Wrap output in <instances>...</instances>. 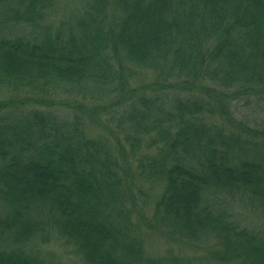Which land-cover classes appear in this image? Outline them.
Here are the masks:
<instances>
[{"label": "trees", "instance_id": "1", "mask_svg": "<svg viewBox=\"0 0 264 264\" xmlns=\"http://www.w3.org/2000/svg\"><path fill=\"white\" fill-rule=\"evenodd\" d=\"M56 1L0 0V264H47L44 225L85 264H160L142 227L264 264V238L225 213L238 192L264 204V129L228 109L264 100V0H88L53 29Z\"/></svg>", "mask_w": 264, "mask_h": 264}, {"label": "rangeland", "instance_id": "2", "mask_svg": "<svg viewBox=\"0 0 264 264\" xmlns=\"http://www.w3.org/2000/svg\"><path fill=\"white\" fill-rule=\"evenodd\" d=\"M88 0H57L44 14V19H40V23L48 25L55 29H65L69 23L73 22L84 11ZM8 27V26H7ZM136 85V84H135ZM112 87V85H111ZM90 91L86 92L85 97L100 104L107 106V112L102 114L105 122L110 125L113 132L125 144L122 126L118 128V115H123L121 109L115 110L109 106V95L104 98L102 93L95 88L90 87ZM111 95V94H110ZM230 114L236 121H242L244 124L258 129H264V100L254 97L248 99L235 100L230 103ZM56 117L65 118L68 113L65 108L57 107L55 110ZM123 122V120H122ZM118 124V125H117ZM124 124V123H122ZM121 125V124H120ZM115 126L117 128H115ZM128 147V144H125ZM142 187L149 190V195L145 196L147 201L146 209L151 207L154 202L155 194L158 193L156 183L149 181H141ZM255 198V199H254ZM249 193L238 192L233 197L226 199L225 213L234 220L241 228L254 232L264 238V204L257 200ZM44 217H38L41 220ZM132 220L136 222L137 216L131 215ZM146 234L145 241L147 251L155 257L160 264H217L213 261L211 253L216 246V242L207 238L201 243L188 244L186 241H171L161 233L150 232L142 227ZM42 234L41 239L36 238L33 250H37L40 256L47 264H85L81 256L75 251L74 247L68 244L64 239L58 237L55 233L47 234L49 227L44 225L39 229Z\"/></svg>", "mask_w": 264, "mask_h": 264}]
</instances>
